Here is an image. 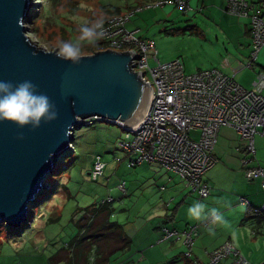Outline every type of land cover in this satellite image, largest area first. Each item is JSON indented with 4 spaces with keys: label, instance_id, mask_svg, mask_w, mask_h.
I'll return each instance as SVG.
<instances>
[{
    "label": "rangeland",
    "instance_id": "rangeland-1",
    "mask_svg": "<svg viewBox=\"0 0 264 264\" xmlns=\"http://www.w3.org/2000/svg\"><path fill=\"white\" fill-rule=\"evenodd\" d=\"M156 1L31 0L30 15L25 19L24 26L26 34L38 47L56 50L60 40H76L78 28L85 20L95 19L101 14L106 17L116 10L119 11L118 14L130 15L125 25L127 30H137L136 37L153 41L156 59L160 63L179 58L185 73H194L197 69L218 68L217 70L222 71L219 59L224 58L222 47L224 45L226 48L227 43L216 31L218 25L200 12L194 14L191 11L188 14L172 3L152 6ZM146 5L151 6L147 8ZM192 23L200 28L201 34L186 30V26H191ZM230 35L235 37L234 32ZM216 38L219 39L220 46L216 43ZM88 47L90 45L84 46V55L92 54L87 51ZM151 53L148 52V64L153 67L156 62L150 58ZM243 72L244 70L235 76L236 80ZM124 136V130L104 121H95L74 132L71 149L59 159L53 174L45 179L47 188L37 195L35 204L29 207L27 224L10 230L4 224L0 225V264H49L48 258L65 247L76 233V210L91 203L111 197V219L127 225L135 223L136 216L145 218L155 212L160 216V208L166 202L169 213L170 208L178 201L174 194L171 202V196H167L169 190L177 192L180 189L178 193L190 195V189L185 187L183 180L160 165L127 167L118 145ZM96 155H99L105 167L103 174L93 180L88 172ZM120 182H125L126 194L118 189L117 183ZM161 186L164 189L160 190ZM191 194L195 198L194 202L199 201L197 194ZM259 201L261 206L264 195L259 196ZM184 208L187 210L188 207ZM180 216H184L183 209ZM172 224L180 226L182 222L177 224L174 221ZM148 226L146 224L135 236L130 245L131 250L114 255L110 264H117L116 260L121 254L122 258L129 256L131 251H136L137 254V250H132V245L136 243L143 244V247L149 245L147 249L151 251L149 259L140 263L135 259V264H184L181 259L172 260L181 253H187L188 249L180 241L175 242L176 245L172 248L168 247L169 241L160 243L155 238L148 242ZM249 227L251 226L243 224L232 229L238 239V244L232 245L239 250L236 249L246 261L245 264H258L264 259V235L254 240L247 239V234L251 235ZM197 232L200 234V226ZM208 235L211 234L206 236ZM204 236L205 234L198 236L199 240H204L196 243L195 248L200 246L201 250L202 247H209V244L217 241L219 234L215 232L209 238L206 237V240ZM153 246L156 252H152ZM191 251L190 256L185 257L190 259V264L195 260L193 248ZM229 260L231 258L225 261ZM200 261L199 264H205L209 257L205 261V256L201 255Z\"/></svg>",
    "mask_w": 264,
    "mask_h": 264
},
{
    "label": "built area",
    "instance_id": "built-area-1",
    "mask_svg": "<svg viewBox=\"0 0 264 264\" xmlns=\"http://www.w3.org/2000/svg\"><path fill=\"white\" fill-rule=\"evenodd\" d=\"M166 3H172L184 12L189 8L185 0H157L152 6ZM224 10L247 21L251 49L246 66H251L264 46V0H226ZM129 16L122 13L106 16L108 31L101 40L105 49L129 51L133 56L132 70L139 72L150 86L141 120L130 130H124L125 136L118 144L121 151L131 154L129 165L159 164L178 175L200 198L206 197L210 186L202 177L216 162L214 148L219 129L231 127L237 132L242 151L246 153L240 161L244 178L247 181L258 179L264 192V171L254 157L253 147L254 135L264 132V73L258 72L251 88H244L232 76L217 69L185 73L179 59L160 63L153 41L136 37L137 30L126 29ZM148 52H152L150 58L156 62L153 67L148 64ZM95 121L90 118L86 124ZM103 168L104 163L97 157L91 178L100 176ZM118 188L123 191V183ZM239 201L248 206L243 198ZM253 211L264 213V205ZM199 225L208 226L209 222L202 221L181 231L161 228L158 241L181 240L188 249L183 255L189 257ZM208 257L205 264L246 263L230 241L211 250ZM228 258L231 260L225 261ZM192 264L199 263L194 260ZM258 264H264V259Z\"/></svg>",
    "mask_w": 264,
    "mask_h": 264
},
{
    "label": "water",
    "instance_id": "water-1",
    "mask_svg": "<svg viewBox=\"0 0 264 264\" xmlns=\"http://www.w3.org/2000/svg\"><path fill=\"white\" fill-rule=\"evenodd\" d=\"M31 4L0 0V81H32L55 104L58 116L35 130L0 121V225L9 230L27 224L29 207L47 188L46 177L71 149L74 132L89 126L87 119L130 130L141 120L150 92L132 70L129 51L105 49L71 65L58 59L56 50L38 47L24 26Z\"/></svg>",
    "mask_w": 264,
    "mask_h": 264
},
{
    "label": "crops",
    "instance_id": "crops-1",
    "mask_svg": "<svg viewBox=\"0 0 264 264\" xmlns=\"http://www.w3.org/2000/svg\"><path fill=\"white\" fill-rule=\"evenodd\" d=\"M185 1L189 6L186 13L188 12L189 14V12L191 11L194 14L200 12L202 15L206 16V18L210 19L211 22L217 24L218 26L216 28V31L219 33V35H221L222 39H224L225 43H227L228 45V46L226 45V48L224 45L222 47L223 54L225 53V55L224 58L221 57L219 59L220 67L222 69V71L220 69L219 71H221L226 75L233 76L234 80L244 88H251L252 86L251 84L252 81L254 80L258 66L260 65L264 67V46L261 48V50L257 55V61L254 67L252 68L248 67V69L249 68L250 69L246 70L247 69L246 63L250 51V32L247 21L232 16L227 12H225L224 8H225L226 0H185ZM191 26L194 27L192 30L193 32L197 34H201L200 33L201 30L198 26H195L194 23H192ZM231 32H234L235 34L234 38L231 37L230 35ZM218 40L219 39L216 38V43L219 44L220 46V42ZM232 51L235 53H233ZM242 70H244V72L240 74L239 79L236 80L235 76ZM262 95L264 97V90L262 91ZM241 145L242 142L240 141L237 132L233 128L221 127L219 129L217 143L214 148V155L216 157V162L210 169H208L205 172V174L202 177V179L206 181L210 186L209 193L206 197L199 198V201L208 205L209 208L212 207L218 208L223 213L225 219L229 223L227 226H220V225L215 226V232L219 234L217 241L213 242L212 244H209L208 245L209 247L207 246L202 247L201 250L199 249L200 246H198V248L194 247L196 243H200L201 240H204V239L199 240L198 236L205 234L204 238L206 240V237L209 238L212 234L206 236L207 234H209L208 233L209 225L200 226V234L197 232V236L195 237L196 240L194 239L195 242H193L192 245L193 257L198 263L201 262L200 261L201 255L205 256V261H206L208 253L211 250L222 245L225 241H230L233 245L238 244V239L235 236L236 234H234L232 230L238 225L247 224L248 226H251L249 227L251 231V235L247 234V239L254 240L257 239V237H259L260 235H264V213H258L253 211V208H259L261 203V201H259V196L264 195V192L260 188V183L258 179L254 181H247L243 176V170L240 161L244 156H246V153L242 151ZM253 147H254V157L264 171V132L263 133L260 132L254 135ZM143 164L148 166L159 165L156 163H146V162H142L140 165ZM122 183L124 185L123 186L124 192H122V194H126L125 182ZM162 189H164L163 186H161L160 190ZM178 191L172 192V190H169L167 192V196H171V202H173L174 200L172 197L174 196V194L177 198L176 200H178L174 204L173 208H170L169 213H167L169 207H168V203L166 202L164 203L163 207L160 208V212H161L160 216L159 213L157 212L150 214L145 218H140L136 216L135 223L125 225L126 232L129 234L133 242L135 236L142 228L145 227L146 224L150 226V227L148 226L149 232H147L148 242H152V240L155 238L156 240H159L161 226H166L167 228H172L176 230H182L188 226L196 225L202 222V221H193L189 219L187 216V210H185L184 208L185 206L189 207L194 203L195 198L191 193H195V194L197 193L188 190V195L189 194L190 195L187 196L186 194L182 195L181 193H178ZM239 198H243L244 200H246L248 202V206H244L243 204H241ZM263 205H264V201L260 207H262ZM182 209L184 215L183 218H181L180 216L182 213ZM174 221H177V224L182 222V225L180 226L173 225L172 223ZM164 241L170 242L169 243L170 246H168L170 248L176 245L175 242L178 241L181 242V240H177L175 238H171L159 242L163 243ZM147 246L149 245H145V247H143V244L141 243H136L134 246L132 245V247L134 248L132 250H137V252L141 254L137 253L138 254L137 255L135 253L136 251L135 252L131 251V254L124 258H122V254H121V257H119L118 260H116L117 261L116 263L135 264L134 263L135 259H137L136 261H139L138 263L142 262L143 260L149 259L148 255L151 250H148ZM152 248H154V246L151 247V249ZM130 250H131V246L126 251L129 252ZM144 252L146 253L144 254ZM152 252H156L155 248L152 249ZM179 259L184 261V264H190V259L189 260L185 259L182 253L175 256L172 261Z\"/></svg>",
    "mask_w": 264,
    "mask_h": 264
},
{
    "label": "clouds",
    "instance_id": "clouds-1",
    "mask_svg": "<svg viewBox=\"0 0 264 264\" xmlns=\"http://www.w3.org/2000/svg\"><path fill=\"white\" fill-rule=\"evenodd\" d=\"M105 23L103 14L95 19L85 20L78 28L79 35L75 41H59L55 56L71 65H79L84 55V46H97L104 39L108 31ZM57 116L55 104L46 94L40 93L32 81L24 80L16 84L0 81V121L11 122L21 129L30 126L31 130H35L42 122L49 123L57 119ZM17 139H24L23 133ZM187 216L193 221H208L210 234L215 233V226H227L229 223L218 208H209L200 201L188 207Z\"/></svg>",
    "mask_w": 264,
    "mask_h": 264
},
{
    "label": "trees",
    "instance_id": "trees-1",
    "mask_svg": "<svg viewBox=\"0 0 264 264\" xmlns=\"http://www.w3.org/2000/svg\"><path fill=\"white\" fill-rule=\"evenodd\" d=\"M118 12L119 11L115 10L114 13L110 15L118 14ZM193 28H194L193 26H186V30L188 29L193 30ZM183 30H185V28ZM102 50H105V45L103 41H99L97 46H90L87 49V51L91 53ZM256 61L252 63L251 66H246V67H250V68L254 67ZM258 72L264 73V67L259 65L256 74ZM122 153L124 158L123 160L125 161V165L127 167L135 168L141 164L140 163L137 165L130 166L129 158L132 157L131 154H127L123 151ZM97 157L99 156H96L91 163V168L88 173L90 177H91L90 173L93 168V163ZM104 167H105V163H104ZM103 170H102V174H103ZM98 177L93 180H97ZM120 184L121 183H118L117 186H119ZM122 192L124 191H121V193ZM111 202H112V198H106L104 200H100L99 202L91 203L85 206L84 208H78L75 213L76 217L74 221L76 233L74 234V236H72V238L69 240V242L66 244L65 247L58 249L48 258V263L49 264H110V260L114 255L125 252L130 247L132 239L129 236V234L126 232V228L124 224H121L115 220L113 221L111 219L113 215V207ZM161 228H167V227L161 226ZM167 229L172 230V228H167Z\"/></svg>",
    "mask_w": 264,
    "mask_h": 264
}]
</instances>
